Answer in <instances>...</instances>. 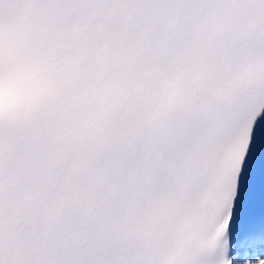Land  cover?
I'll return each instance as SVG.
<instances>
[{
    "label": "snow or ice",
    "instance_id": "obj_1",
    "mask_svg": "<svg viewBox=\"0 0 264 264\" xmlns=\"http://www.w3.org/2000/svg\"><path fill=\"white\" fill-rule=\"evenodd\" d=\"M0 264H264V0H0Z\"/></svg>",
    "mask_w": 264,
    "mask_h": 264
}]
</instances>
